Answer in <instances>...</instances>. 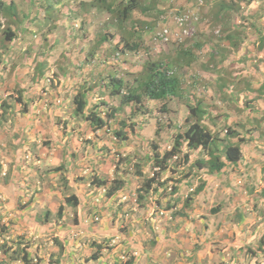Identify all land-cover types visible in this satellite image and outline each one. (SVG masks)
Instances as JSON below:
<instances>
[{
  "label": "rangeland",
  "instance_id": "rangeland-1",
  "mask_svg": "<svg viewBox=\"0 0 264 264\" xmlns=\"http://www.w3.org/2000/svg\"><path fill=\"white\" fill-rule=\"evenodd\" d=\"M51 1L57 3V0H47ZM110 1L120 5L118 0ZM191 1L144 0L140 3L144 4L142 8H148L151 4L147 13L141 11L137 2L126 17L121 16L120 10L107 8L108 12L103 14H79L84 18L81 20L77 14L72 13L77 7V0H65L62 7L65 5L70 9L62 10L60 15L54 14L53 9L46 20L44 11L40 9L42 0H5L6 4L15 6L18 10L17 18L25 19L26 27L20 24L21 44L12 42L14 44L8 43L7 48L0 46V53L8 52L9 49L11 53L17 52L16 62L24 65L28 61L27 65L34 66V71L18 76L11 85L0 84V149H5L1 155L13 156L11 152L14 150L17 156L15 161L21 163H24L22 157L32 152L40 154L46 151L48 155L52 151L49 133L66 134V130L70 129L79 133L78 140L82 141L83 148L91 144L99 156L106 158L107 152L113 150L115 156L112 162L117 163L112 172L110 168L105 171V159L91 158L88 165L89 168L94 165L92 173H71L73 183L66 178V170L54 169V163L44 161L43 165L47 167L40 174L30 169L25 182L30 186L18 189L24 191V194L28 193V196L17 194L15 185L11 188L8 194L13 196L11 200L14 207L25 202L24 209L33 210L31 217L34 215V225H43L39 236L43 239L39 241L42 242V256L41 259L37 257L36 262L60 264L68 256L69 264H90L86 258L97 248L101 259L92 264H104L106 256L112 258L109 264H124L129 257L135 256L134 252L142 254L143 246L154 245L161 225L166 234L171 231L174 233L169 234L165 242L169 243V239L171 243L176 242L174 249L168 250L169 255L173 254L175 258L178 255L179 262L174 261V264H252L256 261L264 264L263 258L247 249L251 247L255 250L264 234V88L260 92L254 89L250 92L244 87L251 84L256 89L264 83V50L256 49L258 35L255 28L249 26L251 22H256L255 25L260 28L264 26V0H252L250 4L248 0H241V8L230 11V18L233 17V21L237 20L245 26V31L239 34L243 40L238 46L222 38L226 11L215 15L214 8L219 0H203V20L197 24L199 28H196L193 36L196 35L197 41L202 36L206 40L202 48L193 51L192 56L196 57L187 64L186 57L181 58L179 46L169 45V70L181 79L182 92L179 95L155 101L142 95L140 101L127 103L122 102L126 94L124 92L110 95L109 82L112 77L121 78L123 85L120 88L129 90L136 86V80H142L143 72H138L144 61L160 60L162 57L160 54L156 57V50L147 52L144 46L138 51L113 52L114 43L117 48H123L122 42L130 36L133 22H141L143 26L138 38L132 36L133 41H147L149 37L152 39V30L158 22H168L170 25L172 14H179L190 6ZM226 1L239 3L240 0ZM101 5L104 4L101 2ZM210 13L213 15L210 16ZM215 16H220L217 23L212 20ZM61 19L64 23L52 48H56L55 54L50 53L43 61L42 68L46 70L43 77L47 78L43 84L36 80L37 60L32 54L39 50L42 43L44 46L54 41L48 34L54 29V20ZM6 22L0 20L1 30L8 27H1ZM149 22L151 24H147ZM215 30L219 33H215ZM15 31L17 35L19 30L15 28ZM102 34L106 36V41L95 45V40ZM7 62L10 66L13 62L11 57ZM28 80L33 84H28ZM82 89L89 92L86 110L95 106L96 111L107 119L105 125L95 131H86L89 124L84 114L75 110L73 98ZM51 95H55V101L58 99L54 106H50ZM41 99L48 102L50 110H43L46 116L42 127L35 123L29 125L26 118L31 119L34 115L37 118L34 116L32 121L40 118V109L34 107ZM197 101H201L209 110L205 122L219 137H223L222 128L226 125L241 130L244 141L240 144V164L228 168L225 166L220 175L218 172L206 175L207 169H197L195 164L198 158L206 154L203 156L199 148L189 149L181 141V145H177L178 152L165 159L168 160L167 166L164 169L156 167L154 156L161 158L163 150L173 146L178 133L186 130L192 120L188 105L196 104ZM56 108L61 113H54ZM15 109H18L19 116H7L10 113L16 114ZM20 124L21 128L18 126ZM244 126L251 130L252 135L250 131L243 132ZM43 127L47 134L42 140L32 134L35 131L20 133L28 128L38 130ZM116 130L128 133L127 139L122 141L115 137ZM63 140L62 137L60 141ZM230 140L237 141V138L231 137ZM6 141L11 150L5 147ZM117 152L127 153V157L117 161ZM95 161L101 163L95 164ZM0 166V169L5 168L3 163ZM8 174L14 177L15 170H9ZM3 177L0 175V179ZM100 178H104L105 182L98 186L96 180ZM148 179H151V183L146 185ZM132 180H136L135 183H131ZM177 184L179 188L175 186ZM200 184H203L204 189L195 193ZM75 193L79 197V204L69 206L65 197ZM189 197L188 206H185ZM34 199L39 200V204L30 206V201ZM60 204H63L62 217L57 214ZM216 207H219L221 213L212 211ZM156 213L159 217L166 216L165 220L168 221L159 219L157 229L154 227L156 218H153ZM95 216L99 219L95 220ZM1 223L9 228L12 221ZM51 223L55 228L47 231ZM57 231H61L60 239L54 235ZM1 232L0 224V244L4 242L2 236H9V232ZM107 234L110 235L105 236ZM109 242H112L111 246ZM71 247L74 248V254L70 256L71 253L67 254V251ZM61 253L62 257L59 258ZM6 255L9 256V253ZM2 258L0 251V260ZM255 258L258 260L255 261Z\"/></svg>",
  "mask_w": 264,
  "mask_h": 264
},
{
  "label": "trees",
  "instance_id": "trees-1",
  "mask_svg": "<svg viewBox=\"0 0 264 264\" xmlns=\"http://www.w3.org/2000/svg\"><path fill=\"white\" fill-rule=\"evenodd\" d=\"M65 0H57V3L55 1L47 2V0H42L40 3V9L44 11L46 20L49 18L50 12L54 9L55 13L60 15L61 11H68L70 8L67 6H63L62 4L64 3ZM67 1V0H66ZM114 1V0H113ZM135 1L133 4L132 2ZM144 0H118L120 2V5L114 4L110 0H77V7H75L72 11L73 14H77V17H80V19L84 20L82 16L79 14H87L90 12L92 8L97 9L100 11V13H107L108 10H120V14L122 17H126L127 14L135 8V4L138 2L139 4L142 3ZM146 1V0H145ZM47 2V3H46ZM101 2L104 5H101ZM125 2V3H124ZM249 4L252 2V0L247 1ZM66 3V2H65ZM113 3V4H112ZM1 4V3H0ZM110 4V5H109ZM82 5V6H81ZM144 4H140L139 7L143 6ZM216 8L215 9V15H218V12L220 11H226V16H225V23L224 27L222 29L223 36L222 38H226V40L231 44L235 45L241 44L242 40L240 38V33L245 28L243 24L240 22H237V20H232L230 18L231 14L230 11H237L241 8V0L239 3H232L226 0H219L216 2ZM58 6H61L58 8ZM7 7V19L8 22H11L15 17L17 16L18 10L15 8L14 5L8 4L5 5ZM151 7V4L148 5V8H142L141 11L144 13H147V10ZM108 8V10H107ZM209 12V11H208ZM207 15H209L207 13ZM213 15V13H210V16ZM220 16H218L219 18ZM209 18V17H208ZM218 18L215 16L213 18V23H217ZM230 18V19H229ZM74 19V18H73ZM75 20V19H74ZM72 22V21H71ZM40 23V22H38ZM151 24V22L147 23ZM256 22H251L249 26H252L255 28V31L258 35V44L256 45V49L259 51L260 49L264 50V29L262 26L261 28L255 25ZM6 23H4V26ZM3 26V27H4ZM17 30H20V25L17 26ZM143 31V26L141 25V22H137L134 24V22L131 25V32L130 36L126 38L127 41L122 42L123 48L119 47L117 48V44L114 43L113 45V52L118 51V52H125L127 50H132V51H138L142 47L141 41L137 42V40L133 41V35H136L137 37L139 34ZM240 34V35H239ZM14 37V32L11 30L9 27H5L2 30L0 29V46L2 48H6V45L12 40ZM196 37V36H195ZM193 37L189 40L186 41L185 45L184 42L182 45H180V52L182 54L181 58H185V61L187 64L190 62L191 59H193L196 56L193 55V51L195 49L200 48V46L203 44L201 40L197 41L196 38ZM243 38V36H241ZM105 36L103 34L96 39L95 45H98L101 43V40L103 41ZM203 40H206L204 36L201 37ZM237 40V42H236ZM183 47L186 52H184ZM215 50H213L214 52ZM163 59H155L154 61H149L145 60L144 65L141 68V70L138 72H143L142 73V82H143V92L150 98L154 99H161L164 98L168 95H179L182 90H181V79L176 77V75H172L168 73L169 65H170V60L168 61L167 59L162 61ZM178 62V60L176 61ZM22 63L18 62L16 64V67H21ZM0 68H6L7 70H12L11 67L8 65V62L3 59L2 55L0 54ZM12 71H10L11 73ZM13 75V73H12ZM226 81V80H224ZM247 81V80H246ZM121 80H115V82H112V87L113 88H119L121 87ZM247 85V83H246ZM248 89V91L251 92V89L258 90L260 92L264 88V83L260 84L256 89L251 86V84L244 86ZM241 87L239 86L238 89ZM261 94V93H259ZM89 96V92L87 89H82L80 92L78 91L75 96H74V104H75V110L79 111L80 113L84 114L85 121L88 122L89 128L92 131H95L96 129L102 127L105 123V120L103 119L102 116L99 115V113L96 111L95 106L93 108L86 110L87 106V98ZM139 97V94L135 93H129L127 95H124L122 97V101L127 102L133 99H136ZM198 103L194 105H188L189 108V116L192 117V120L190 121L187 129L182 133L178 134L177 137H180V142L179 139H176L174 146L172 147V152H165L161 158H158L157 156H154V164L158 165L160 169H164L167 166V163L165 159L168 155H172L175 152H177L178 147L181 145V141L186 143V146L191 149H201L203 155H207V158L200 157L196 160V165L198 168H206L207 174H213L215 172H218V175H220L223 171L224 167L228 168L230 165H239L240 163L238 162L240 157H241V147L240 144L242 141H244V138L242 136L241 130L238 128L231 127L229 125H226L222 128V130H225L224 137L226 136H232V137H237V141H231V140H222L218 136L217 132L212 130L211 127L207 123H204L203 120L206 116L210 114L206 110L205 107L201 106L200 101H197ZM46 105H44L42 108L44 109ZM50 108V107H49ZM16 114L10 113L7 116L9 117H15L19 116L18 109L14 110ZM41 114V109L39 110ZM24 113V111H23ZM189 116L187 119H189ZM246 128L245 126L243 127V132L246 133ZM250 131L251 130H247ZM116 135L118 138L125 139L127 138L126 133H120V131H117ZM252 135V132H251ZM226 141V142H224ZM179 145V146H177ZM98 181V182H97ZM151 179L146 180V185L150 184ZM96 182L99 184H103L105 181L104 180H96ZM159 185L161 184L160 182L158 183ZM203 190V184H200L199 187L195 190L196 192ZM111 196V195H109ZM141 196V195H140ZM145 200V198H144ZM190 201V197L186 199L185 201V206H188V202ZM65 202L69 206H76L79 202L77 201V197L75 194H70L65 197ZM2 206V203L0 202V207ZM6 207L8 210H14L15 213L22 214L21 211L24 209V204L20 203L19 207H14L12 200L6 203ZM62 209L63 206L60 205L57 211L58 217H62ZM218 209V210H217ZM212 211H215L216 213H221L219 212V207L213 208ZM186 216L188 215L187 212L184 213ZM2 220V214L0 213V224H1V229H2V234L6 233V226L4 223H1ZM63 220V218H62ZM40 224V223H38ZM55 226L52 225L47 231H50L54 229ZM46 231V230H43ZM223 236V235H222ZM2 240H4L3 243L0 244V251L2 252V255L4 258L0 260V264H7L8 261V256L6 255L9 253V257L13 260L17 259L19 253L18 252H23L22 253V260L24 261L23 263L25 264H43L41 262H33L29 258H26L27 252L25 250L18 251L20 248V244L17 245V249H14V244L13 240H11L7 236H2ZM59 242V240H56ZM220 241V240H217ZM260 245L254 250L251 247H248L247 249L252 252L254 255L257 254L261 258L264 259V234L261 236L260 240ZM60 243V242H59ZM15 252H17L15 254ZM97 250L91 253L90 257L86 258L87 261H89L90 264H92L93 260L97 257ZM177 260H178V255ZM244 256V254H243ZM62 257V253L60 254L59 258ZM151 256H148L146 264H156L155 260L154 262L151 261L150 259ZM41 259V257H40ZM136 257H129L128 260L124 262V264H136L135 261ZM258 260L255 258V261ZM159 261V260H158ZM161 262V260H160ZM252 264H258V261L252 263Z\"/></svg>",
  "mask_w": 264,
  "mask_h": 264
},
{
  "label": "clouds",
  "instance_id": "clouds-1",
  "mask_svg": "<svg viewBox=\"0 0 264 264\" xmlns=\"http://www.w3.org/2000/svg\"><path fill=\"white\" fill-rule=\"evenodd\" d=\"M9 4V3H8ZM8 4H6V2H5V0H3V3L2 4H0V20L2 21V19H4V20H6L7 22H6V25L9 27V28H11V30L14 32V37L12 38V40L9 42V43H12V42H17V43H20L21 44V42H22V40H21V35H20V32H21V30H19V33H17V35H16V31H15V28H17V26H19L21 23H22V25L21 26H24V27H26V25H25V19H22V20H20L19 18H17V16L15 17V19H13L11 22H8V19H7V7H5V5H8ZM189 5L190 6H188V7H186L185 9H183V10H181V12L179 13V14H172V17H171V24L169 25L168 24V22H166V23H160V22H158L157 24H156V26H155V28L152 30V39H151V37H149L150 38V40H147V41H141V43H142V46H144L145 48H146V51L147 52H150V51H155V53H157L156 54V57L160 54V55H162V57H160V59H169L170 60V50H171V47H169V45H172V44H176L177 46H180V45H182V43L184 42V45H185V43H186V41L187 40H189V39H191V38H193V37H195V36H193L194 35V33H195V31H196V28L198 29L199 27H197V24L201 21V20H203V17H201V11H202V7L204 6V3H203V0H192L190 3H189ZM42 11V10H41ZM94 12H97V13H99L100 11H98L97 9H95V8H92L91 9V11L89 12V13H94ZM40 14V13H39ZM167 16V15H166ZM168 17V16H167ZM18 22H20V23H18ZM74 22H76V20H74ZM18 23V24H17ZM64 22H63V20L61 19V20H54V22H53V24H54V29H52V33H50V34H48L49 35V37H55V38H52L54 41L52 42V43H49L48 45L47 44H44V46H42L43 45V43H42V45L41 46H39V50H37L36 52H34L32 55V57L33 58H35L36 57V60H37V63H36V65H35V67H37V70H39V72H41V75H42V73H44V71H45V69L44 68H42V65H43V61H44V59H47V56L50 54V53H52V54H55V50H56V48H54V49H52L53 48V46H54V43H56L57 42V37H58V34L60 33V27L62 26V24H63ZM74 25H76V23L74 24ZM157 25L159 26L158 28H157ZM4 26V23L1 25V27H3ZM157 28V29H156ZM29 29H30V26H29ZM146 30H147V27H146ZM202 32V31H201ZM215 33H219L218 32V30H215ZM15 36H18V38H16ZM106 37V36H105ZM138 38V37H137ZM105 39V38H104ZM36 42L38 41L36 38L34 39ZM201 41H202V45L200 46V48H202L204 45H205V40H203L202 38L200 39ZM102 41V40H101ZM104 41V40H103ZM102 41V42H103ZM106 41V40H105ZM104 41V42H105ZM96 42V41H95ZM14 43H12V44H14ZM100 44V43H99ZM100 46V45H99ZM159 47V48H157V47ZM157 49H156V48ZM7 48V47H6ZM180 48V47H179ZM200 48H198V49H200ZM52 49V50H51ZM183 50H184V52H186L185 51V49H184V47H183ZM54 53H53V52ZM27 52H29V51H27ZM1 55H2V57H3V59L4 60H8V58L9 57H11V59L13 60V62L12 63H10V67H11V69H15V68H18V67H16V64L18 63V62H16V58H15V55L17 54V52L16 53H11V49H9V51L7 52V51H5V52H2V53H0ZM31 54V53H30ZM43 55H45V58L44 59H40V57L41 56H43ZM7 57V58H6ZM30 56H26V58H29ZM182 59H184V58H182ZM155 60V59H154ZM27 63H29L28 61L25 63L26 65H27ZM25 64L24 65H22L21 67H19V68H25V70H24V72L22 71V72H20L19 73V75L18 76H24L26 73H29V71L28 70H26V66H25ZM27 67H29L30 69H31V73H33V71H34V66H28L27 65ZM0 69H3V70H5L4 71V73H2L1 75H0V84H3V81H4V83H9V82H12L13 80L12 79H9V76L7 75V69L6 68H0ZM169 70V69H168ZM39 72L38 71H36V75H37V78L36 79H39L40 77H41V75L39 74ZM168 73L169 74H172V75H175V73L174 72H172V71H168ZM17 78H19V77H17ZM115 80H121L122 81V79L121 78H115V77H112L111 79H110V82H109V89H110V95H118L119 93H121V92H124V93H126L125 95H127V94H129L130 92L131 93H135V94H139V97H137L136 99H133V100H130V101H140V99L142 98V95H144L145 97H148L146 94H144V92H143V82H142V80L141 81H138V80H136V82H135V84H136V86L133 88V87H130V89L129 90H126V91H124V90H122L120 87L119 88H114L113 89V87L111 86L112 85V82H115ZM123 85V82L121 83V86ZM141 89V91H138V90H140ZM124 96V95H123ZM168 96H174V95H168ZM150 100H162V99H164V98H161V99H154V98H150V97H148ZM73 102H74V98H73ZM123 103H127V102H129V101H127V102H124V101H122ZM198 103V102H197ZM200 103H201V106L202 107H205V108H207L205 105H203L202 104V102L200 101ZM42 105L44 106V105H46L47 106V102H46V100L45 99H43L42 100ZM194 105V104H193ZM207 110V109H206ZM188 111H189V108H188ZM208 112H209V110H207ZM79 112V111H78ZM100 115V114H99ZM101 116V115H100ZM103 117V116H102ZM209 117V115L207 116V118ZM103 119L105 120V123H106V120L107 119H105L104 117H103ZM10 120V119H9ZM203 122L204 123H206L205 122V118H204V120H203ZM105 123H104V125H105ZM123 124V123H122ZM103 125V126H104ZM189 125V124H188ZM102 126V127H103ZM102 127H100V128H102ZM233 127V126H232ZM99 129V128H98ZM187 129V128H186ZM97 130V129H96ZM92 131V130H91ZM117 131H120V130H116L115 132H114V136L115 137H117L118 138V136L116 135V133H117ZM125 131V130H124ZM223 132H224V134H225V130H223ZM120 133H125V132H122V131H120ZM183 133V132H182ZM181 132H179L178 134H182ZM126 136L128 137V133H126ZM178 136V135H177ZM176 136V138H175V141H176V139H178V137ZM231 137L232 136H226V137H224V135H223V137H220V139H223V140H230L231 139ZM234 138H237V137H234ZM118 139H121V138H118ZM125 139H127V138H125ZM181 138L179 137V140H180ZM42 140V139H41ZM41 140H38V142H40L41 144H43V142H41ZM122 141L124 140V139H121ZM224 142H226V141H224ZM233 142V141H232ZM175 144V143H174ZM174 144H173V146H174ZM173 146H171L170 148H165L164 150H163V152H162V154H161V156L165 153V152H172V147ZM5 147H8L7 146V144H5ZM241 147V146H240ZM156 149H159V148H156ZM189 149H191V148H189ZM3 151H5V149L3 148L2 149V147H1V149H0V156H1V158H0V163L2 164L3 163V165H4V169H0V175L1 176H4L1 180H5L8 176H9V174H8V171L9 170H11L12 169V167L16 164L17 165V167H18V171H20V162L21 161H19V162H14V156H3V155H1L2 153H3ZM118 151V150H117ZM53 151H51V153H52ZM178 152V151H177ZM51 153H49L48 154V156H52V154ZM113 153H114V151H113ZM118 153V152H117ZM159 153V152H158ZM176 153V152H175ZM175 153L174 154H172V155H168L167 157H171V156H173V155H175ZM115 154V153H114ZM12 155V154H11ZM117 155V161L118 160H120V159H122L123 157H127V153H124V152H119L118 154H116ZM40 156H46V159H49L48 158V156L46 155V151H43L42 153H40L39 154V156H35L33 153H31V155L29 154V155H27V156H24V157H22V159L24 160V163L22 164V165H25V164H27V165H31V166H36V163L38 162V159H36L35 157H40ZM204 156V155H203ZM166 157V158H167ZM11 158H13V159H11ZM203 158H207V155L205 156V157H203ZM6 159H7V161H6ZM242 160V152H241V157H240V159H239V163H240V161ZM6 161V162H5ZM100 161H97V162H95V164H98ZM166 163H168V160L166 161ZM54 165L56 166V167H54V169H57V170H59V169H64V170H66V173H65V175H66V178L69 180L70 179V173L68 174V170H67V167H66V164L65 163H54ZM117 165V163H113V162H111V169H112V171H113V168H115V166ZM156 165V164H155ZM86 167H84V168H82L80 171H77V173H81V175H88L89 173H92V169H93V167H94V165L92 166V167H90L89 168V165H85ZM27 167H29V166H27ZM118 167H120V164L118 165ZM156 167H158V168H160L158 165H156ZM0 168H2L1 166H0ZM31 168V167H30ZM197 169H202V168H198L197 167ZM29 171L30 170H28L26 173H27V175H25V173H23V176H28V173H29ZM121 171V170H120ZM45 172V171H44ZM37 173V172H36ZM38 174H40V173H38ZM94 174V173H93ZM97 175V174H96ZM206 175H208L207 173H206ZM120 176H121V174H120ZM119 176V177H120ZM97 177H99V176H97ZM18 179H19V177H18ZM71 180V179H70ZM100 180H105L104 178H100ZM161 183V182H160ZM100 186L102 185V184H99ZM98 185V186H99ZM177 188H179V186H178V184L177 185H175ZM19 189V188H18ZM193 188H190V190H192ZM28 194V193H27ZM70 195V194H69ZM75 195H76V197H77V201L79 202V197H78V195L75 193ZM12 195H10V194H5L4 192H2V191H0V202L2 203V206L0 207V210L1 209H3V210H5V213H1L2 214V220H1V222H4V221H7L8 223H9V221L11 220L12 221V224L10 225V227L8 228V226H6V228H7V232H9V236H7V238L9 237L11 240H13V244H14V249L16 250L17 249V245L18 244H20L19 246H20V248L18 249V251H21V250H25L26 252H27V254H26V258H29L30 260H32L33 262H36L37 261V257L38 258H40L41 256H42V246H39L40 245V243H37L36 242V239H37V237H35L36 235H35V232H36V230H34L31 226H30V224H27V223H24L23 222V224H22V227L21 228H17L18 227V225H19V223L17 222H15L14 221V219H15V216L14 215H12V216H4V215H7L8 213H10V212H12V213H15V211L14 210H8L7 209V207H6V203L7 202H9V201H11V199H12ZM31 198V197H30ZM8 199V200H7ZM13 202V201H12ZM22 203H25V202H22ZM79 204V203H78ZM60 205H63V204H60ZM59 205V206H60ZM26 205H24V207H25ZM16 207H17V205H16ZM15 207V208H16ZM59 208V207H58ZM24 210V209H23ZM15 215L18 217V215L15 213ZM164 217H166V216H164ZM163 217V218H164ZM19 218V217H18ZM95 220H98L99 218H98V216H95V218H94ZM36 224V223H35ZM38 224V223H37ZM30 230H33V232L32 231H30ZM51 231V230H50ZM6 232V233H7ZM55 236H58L59 238L58 239H60L62 236H60V235H55ZM111 241H113V239L111 238ZM109 245L111 246L112 245V242H109ZM73 249V250H72ZM95 250H97V248H95ZM95 250H93V252L95 251ZM74 248L73 247H71L70 249H68V251H67V254H70V256L71 255H73L74 253ZM141 252L143 253L144 252V250L142 249L141 250ZM17 252H15V254H16ZM19 253V255H18V257H17V259H15V260H13V259H11L9 256H8V261H7V264H25V263H23L24 261L22 260V258H21V256H22V253L23 252H18ZM135 256H133V257H136L137 256V254L134 252L133 253ZM91 255V254H90ZM99 255H101V253H97V257L95 258V260H93V262H95V261H97V260H100L101 259V256H99ZM90 257V256H89ZM147 258H148V256H147ZM155 261V260H154ZM70 263V261H69V257L67 256L65 259H63V261L62 262H60V264H69ZM160 263V262H159ZM43 264H45L44 262H43ZM73 264H75V263H73ZM172 264H174V263H172Z\"/></svg>",
  "mask_w": 264,
  "mask_h": 264
},
{
  "label": "crops",
  "instance_id": "crops-1",
  "mask_svg": "<svg viewBox=\"0 0 264 264\" xmlns=\"http://www.w3.org/2000/svg\"><path fill=\"white\" fill-rule=\"evenodd\" d=\"M50 38H55V37H50ZM54 46H55V43H54ZM45 58V55L41 56L40 59H44ZM25 68H15V69H12V70H7V75L9 76V79H12L13 81L16 80V78L18 77L19 73L20 72H24ZM26 70L29 71V73H31V69L29 67L26 66ZM5 70L3 69H0V75L2 73H4ZM10 71H12L10 73ZM39 72V70H37ZM46 71V70H45ZM44 71V73H45ZM13 73V75H12ZM41 75V72H39V74L41 75V77L39 79H36V80H40V83H43L45 84L46 83V77H43V74ZM1 78V77H0ZM21 81V80H19ZM4 83V81H3ZM27 83L29 84H33L30 80L27 81ZM9 84H13L11 82H9ZM50 101H52V103L50 104V106H54L55 103H57L58 99L55 101V95H51L50 96ZM48 106V102H47V106L43 109V105H42V99L38 102H36L35 104V107L36 109H41V114H40V118L39 119H35L34 121H32L33 118L31 117V119L29 118H26V120H28L29 122V125L30 124H38V127L41 126V124L43 123V119L45 118V114L43 113V110H47V108L49 109ZM50 110V109H49ZM28 113L30 114V112L28 111ZM54 113H61V111L58 110V108H56L54 110ZM43 115V116H41ZM35 118H37V116H35ZM52 119V118H51ZM19 123V122H18ZM17 123V124H18ZM21 125H18L19 128H21ZM34 125V127L36 126ZM26 127V126H25ZM29 127V126H28ZM33 127V128H34ZM42 127V126H41ZM27 128V127H26ZM69 129V128H68ZM44 127L43 128H39L38 130H34V129H27L26 131L23 130L22 132L20 133H32L33 131H35V133H32L34 135L37 136V138H41V139H45V136H46V132L44 131ZM123 130H126V128H123ZM86 131H90L91 132V129L88 127ZM51 134L50 135V139L52 140L50 142V146L52 148V156H48L47 153L46 155L48 156L49 159H46V156H43V157H35L36 159H38V162L36 163V166H31V165H22L23 163L20 162V171H18V167L17 165L15 164L12 169L15 170V176L14 177H10L8 176L5 180H1L0 179V191L4 192L5 194H8V192L11 190V188L14 186V188H16L17 190V194H20L21 195H25V196H28L29 194H24V191H18V188L19 187H24V188H27L30 186L29 183H25L26 180L28 179L27 176H23V173H26L28 170L32 169L33 171L37 172V173H40L41 171H43L45 169V167L47 166H44L43 165V162H50V163H65L66 164V167H67V170H68V174L72 173H76L77 171H80L82 168L86 167L85 165H88L89 163V160L91 158H97V159H105L106 161L103 162V167H105V171H109L108 169L110 168V171L112 172V169L110 167L111 165V162L112 160L114 159V156L115 154L113 153V150L111 151H108V155L106 158H104L103 156H99L96 148H94L91 144H88L85 148H83L81 146L82 141H79L78 139H80V135L77 131H71L70 129L69 130H66V134H62V132H53V135L52 133H49ZM2 136H4L2 134ZM36 136L34 137L36 139ZM64 138L63 142L60 141L61 138ZM5 139V138H4ZM59 141V142H58ZM6 144L8 146V149L11 150V147H10V144L6 141ZM44 144V143H43ZM43 147V146H42ZM124 148V147H123ZM46 149L48 150V148L46 147ZM13 150V148H12ZM99 150H101L99 148ZM118 150V149H116ZM122 150V149H121ZM102 151V150H101ZM120 151V150H119ZM35 156H39V153H34L32 152ZM11 154L16 158L17 156L14 154V150L11 152ZM15 158H14V162L15 161ZM97 162V161H95ZM94 162V163H95ZM101 162H99L100 164ZM29 166V167H27ZM31 167V168H30ZM111 172H107L106 174H111ZM120 175V174H119ZM19 177V179H18ZM71 181L74 183L73 179H71ZM136 180H132L131 183H135ZM32 187L34 186L33 184H31ZM3 187H6V188H3ZM30 197H31V193H30ZM16 198V197H15ZM30 198L28 197V200ZM8 200V199H7ZM39 200H31L29 205L30 206H33L35 204H39L38 203ZM1 213H5V210L1 209L0 210ZM22 214H18V217L15 215V213H8L7 215H4V216H12L14 215L15 216V219L14 221L17 223H19L18 227L17 228H21L22 227V224L23 222L24 223H27V224H30L34 230H37L38 232H35V237H37L36 239V242L37 243H40L39 246H42V242H39V241H43V239L39 238V236L42 234L41 231H42V228H43V225H40V224H36L34 225V215L31 217V213H33V210H29V209H24L21 211ZM36 212L34 211V214ZM154 217L153 218H156L155 219V222H154V227L157 229V224H159L158 220L161 219L162 221H166L168 222L167 220H165L166 217H159L158 214L156 213L155 215H153ZM152 218V217H151ZM108 220V219H107ZM139 227V225H138ZM109 229V228H108ZM163 226L160 225V232H157L156 234V237H155V240H154V245L151 246V247H148L147 245L143 246V250L144 252L142 254H138L136 256V264H146V261H147V258L146 256H151V259H152V262H154V260H157L156 261V264H172L174 261H177L179 262V260H177V256L176 258L174 257V255H169L168 254V250L171 248V249H174V244L176 243H171L170 242V239H169V243L167 242L165 244V242L167 241L168 239V236L169 234H174L173 231L169 232L168 234H166V232H164L163 230ZM162 230V231H161ZM33 232V230H30ZM103 232L105 230H102ZM61 231H57L54 235H61L60 234ZM144 232H145V229H144ZM164 234L166 236H164ZM110 234H107L105 236H108ZM165 238V239H164ZM171 238V237H170ZM165 240V241H164ZM145 243V242H144ZM136 242L133 244L135 245ZM73 250V249H72ZM163 252V253H162ZM175 252V251H174ZM176 254V252H175ZM144 256V257H143ZM110 260H112L111 257H108L106 256L104 258V261L103 262L104 264H109L110 263ZM159 260V261H158ZM161 260V262H160ZM145 261V263H143ZM109 262V263H108ZM160 262V263H159Z\"/></svg>",
  "mask_w": 264,
  "mask_h": 264
}]
</instances>
